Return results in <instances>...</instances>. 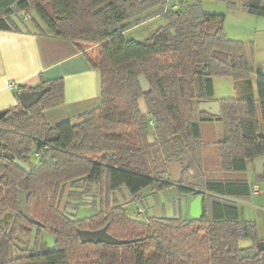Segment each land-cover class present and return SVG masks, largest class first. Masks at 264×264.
Instances as JSON below:
<instances>
[{"label":"trees","instance_id":"1","mask_svg":"<svg viewBox=\"0 0 264 264\" xmlns=\"http://www.w3.org/2000/svg\"><path fill=\"white\" fill-rule=\"evenodd\" d=\"M168 1L0 0V30H19L14 17L29 19L34 11L44 24L32 18L40 32L71 41L101 72V103L76 123L53 126L44 113L63 103L62 78L31 88L47 90L29 107L18 100L1 110L0 150L29 164L31 172L0 156V214L12 218L9 227L0 219V264H264V251L244 257L241 253L249 249L239 245L250 239V249L256 248L257 223L240 219L234 201L216 196L246 198L252 185L246 178L208 176L195 117V104L214 100L213 75L252 85L256 72L258 99L224 97L219 115L201 111L223 123L224 136L216 143L221 169L245 172L264 154V62L253 64V43L229 38L226 15L205 12L204 0H178L183 6L165 10ZM214 1L264 16L259 0ZM158 15L166 22L146 38L125 36ZM141 74L150 84L146 91ZM171 162L183 167L178 182L161 177ZM69 185L67 196L73 200L94 192L98 210L85 217L62 211ZM123 187L135 199L145 189L203 194V214L138 220L126 206L112 202V193ZM21 189L29 191L28 210L38 223L20 211ZM103 227L113 242L81 240L79 230ZM34 230V246L14 254L18 234L32 237ZM43 232L53 235L52 247Z\"/></svg>","mask_w":264,"mask_h":264},{"label":"crops","instance_id":"2","mask_svg":"<svg viewBox=\"0 0 264 264\" xmlns=\"http://www.w3.org/2000/svg\"><path fill=\"white\" fill-rule=\"evenodd\" d=\"M14 20L20 27L19 30H0V111L15 105L22 91L36 87L44 80L55 78L63 79L64 100L58 106L45 109V116L51 125L67 120L76 123L80 115L98 107L101 103L100 70L92 66L71 41L40 32L28 19L21 21L14 17ZM39 24L42 27L44 25L42 21ZM9 81L22 83L23 90L18 93L8 88ZM209 140L203 144L204 159L206 155L209 156L208 151H211L213 156L218 155V141ZM263 173L264 168L263 171L257 172L254 163L249 162L245 172L237 173L228 179L246 178L250 180L252 187L256 184L260 187L259 193H255L251 188V194L260 195L262 189L257 178ZM252 178L256 180L252 182ZM75 189L81 190V187ZM196 196L191 193L179 194L174 188L160 193L145 189L140 191L135 199L130 191L123 187L112 193V202L126 207L133 202L144 205L145 208L138 207L137 216L129 213L131 217L142 221H147L149 217L190 218V205ZM216 196L234 201L238 207L239 218L254 220L257 223L259 239L264 240V214L262 230L258 220L259 205L245 198ZM262 206L264 209V201ZM253 244L250 239L239 240V245L249 250Z\"/></svg>","mask_w":264,"mask_h":264},{"label":"rangeland","instance_id":"3","mask_svg":"<svg viewBox=\"0 0 264 264\" xmlns=\"http://www.w3.org/2000/svg\"><path fill=\"white\" fill-rule=\"evenodd\" d=\"M237 3H251L256 0H232ZM262 5H264V0H259ZM182 3L178 2V0H169L168 3L165 5V10H174L179 8ZM183 6V5H182ZM203 9L207 13H217V14H225V30L226 34L229 38L235 40L245 41L247 43L252 42L254 45V50L252 53V62L257 67L263 64L264 62V16H259L255 14H250L244 12L242 10H233L230 9L225 1H214V0H204L203 1ZM24 14V13H23ZM18 20H23L20 15L15 16ZM28 22L32 23V18H35L38 23H41L40 18L38 15L33 11L28 15ZM166 19L163 15H158L156 17L150 18L128 30L125 31V36L128 39H137L142 40L146 38L151 30L157 28L161 24H164ZM33 24V23H32ZM252 85H249L246 81H236L230 77L213 75L212 82L214 88V100H219L224 97H252L254 99H258V88H257V78L256 72L253 73L252 76ZM140 107L144 108L145 103L144 101H140ZM210 115L207 113H203L200 110L199 104H195V117L200 122L201 127V140L204 143L209 142L211 139L212 141H219L224 136V128L221 120L215 119H208ZM202 119H208L200 121ZM211 122L212 124H209ZM218 129H220L218 131ZM217 135V137H216ZM208 155L205 157V162L208 169V176L210 178H230L235 176L237 173L240 172H224L221 169L219 156L211 153L208 151ZM33 159L35 158V154H33ZM250 179V178H249ZM256 179L252 178L251 181L254 182ZM250 182V180H248ZM259 182L262 192L260 195H253L246 197V200L252 201V203L259 205V224L262 229L263 221L262 215L264 214V209L262 206V202L264 201V177L257 178ZM82 189V188H81ZM69 186L65 191V195L63 196L60 202V209L67 214L73 215L75 217H85L99 208V197L95 198V193L87 194L80 199H70L68 195ZM93 191H96L94 189ZM231 198V197H230ZM235 198V197H234ZM70 203V204H69ZM141 206L143 208L144 205L138 204L133 202L132 204L128 205L127 210L128 212L133 215L137 216L138 207ZM7 212H3L0 214L1 222L4 226L9 227L12 218L9 217ZM263 230V229H262ZM36 230L33 231L32 237H28L23 233L18 234V239L14 245L13 253H18L19 249L22 247H33L35 243V235ZM42 237L46 241L49 247L54 245V238L53 235L48 232H43Z\"/></svg>","mask_w":264,"mask_h":264},{"label":"water","instance_id":"4","mask_svg":"<svg viewBox=\"0 0 264 264\" xmlns=\"http://www.w3.org/2000/svg\"><path fill=\"white\" fill-rule=\"evenodd\" d=\"M206 74H210V70L206 71ZM139 83L141 88L146 91L150 88V84L145 77V75H139ZM47 90V87L40 88V89H29L22 91L19 94V100L24 107H29L37 100H39L42 95ZM199 107L201 111H207L213 115H219L221 113V105L219 100H210V101H203L199 103ZM5 111H0V118L4 115ZM0 156L6 157L14 161L19 167L25 169L27 172H31V167L29 164L21 161L17 157L14 156L9 151H2L0 150ZM253 163L256 167V171H263L264 168V154L259 155L254 158ZM183 171V167L179 162H171L169 163V170L167 173L161 175L164 179H171L173 182H178L181 174ZM19 208L23 215L33 223H38V220L35 219L28 210V198H29V191L26 190H19ZM202 199L203 194H198L194 200L191 202L190 205V215L192 218H200L203 214L202 208ZM106 227H103L98 230H88V229H81L79 230V235L82 241H90V240H100V239H109L111 242L114 240L106 233ZM258 251H264V240H259L256 243L255 249H250L245 252L241 253V256L244 257H252L255 256Z\"/></svg>","mask_w":264,"mask_h":264},{"label":"built area","instance_id":"5","mask_svg":"<svg viewBox=\"0 0 264 264\" xmlns=\"http://www.w3.org/2000/svg\"><path fill=\"white\" fill-rule=\"evenodd\" d=\"M7 87L10 88V89H12V90H15L18 93H20L23 90L22 83L17 82V81H9ZM151 123L153 124V121H151ZM263 129H264V127H263ZM252 190L255 193H259L260 187L257 184L256 185H253ZM140 212H142V210H140Z\"/></svg>","mask_w":264,"mask_h":264}]
</instances>
